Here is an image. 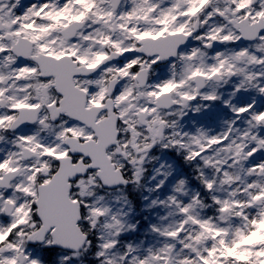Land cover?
<instances>
[{"label": "snow or ice", "instance_id": "6c2138e0", "mask_svg": "<svg viewBox=\"0 0 264 264\" xmlns=\"http://www.w3.org/2000/svg\"><path fill=\"white\" fill-rule=\"evenodd\" d=\"M157 149L199 187L178 179L149 242L124 244L115 191ZM94 246L98 264H264V0H0V264Z\"/></svg>", "mask_w": 264, "mask_h": 264}, {"label": "rangeland", "instance_id": "374dc122", "mask_svg": "<svg viewBox=\"0 0 264 264\" xmlns=\"http://www.w3.org/2000/svg\"><path fill=\"white\" fill-rule=\"evenodd\" d=\"M167 165H171L172 166V175L169 176L168 180L166 181L165 185L164 186H169L170 190H169V194H171V190H172V187L174 186L175 182L180 179V178H183V175H181L178 170L175 168L174 164H172L170 162V160L166 163ZM152 176H156V173L154 171L153 175ZM157 179L158 177H156V179H151L150 183L148 184L147 188H146V193L144 194L143 196V201L145 202V208L146 209H150V208H157L158 210L154 213V217L158 220V218L162 215H165L166 214V211L161 208V207H150V204H151V201L153 199H166V197L168 196H160V197H151L150 194L153 193V191H155V182H157ZM121 193H116L115 195H120ZM115 195L113 196V200H115ZM127 212H128V217L130 219V204L128 202V207H127ZM151 239V238H150ZM147 240L146 244L149 242V240ZM73 264H75V262L73 261ZM77 264V263H76Z\"/></svg>", "mask_w": 264, "mask_h": 264}, {"label": "clouds", "instance_id": "9594fccd", "mask_svg": "<svg viewBox=\"0 0 264 264\" xmlns=\"http://www.w3.org/2000/svg\"><path fill=\"white\" fill-rule=\"evenodd\" d=\"M158 161H159V157L158 156H153V157H149L144 162V165H143V174H142V176L140 178V182L139 183H132L133 190L134 191H139V192L142 193L144 190H146V188H147L148 184L150 183L151 179H154V177H155V176H151V177L149 176L150 167H153L155 169L159 168V167H155V164ZM184 162L186 164L189 163L187 161H184ZM148 166H150V167H148ZM101 264H102V262H101Z\"/></svg>", "mask_w": 264, "mask_h": 264}, {"label": "trees", "instance_id": "16d2710c", "mask_svg": "<svg viewBox=\"0 0 264 264\" xmlns=\"http://www.w3.org/2000/svg\"><path fill=\"white\" fill-rule=\"evenodd\" d=\"M126 239H127V238H126ZM92 255H94V254H93V251H92ZM46 259H47V261H48V264H52V263H50V260H51V259H50V256H49V255L46 256ZM89 264H93V263L90 262Z\"/></svg>", "mask_w": 264, "mask_h": 264}, {"label": "flooded vegetation", "instance_id": "af4514ba", "mask_svg": "<svg viewBox=\"0 0 264 264\" xmlns=\"http://www.w3.org/2000/svg\"><path fill=\"white\" fill-rule=\"evenodd\" d=\"M158 154V155H160V153H159V149H157L153 154Z\"/></svg>", "mask_w": 264, "mask_h": 264}]
</instances>
